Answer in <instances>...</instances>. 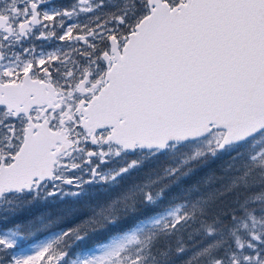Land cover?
<instances>
[{"label":"snow or ice","instance_id":"1","mask_svg":"<svg viewBox=\"0 0 264 264\" xmlns=\"http://www.w3.org/2000/svg\"><path fill=\"white\" fill-rule=\"evenodd\" d=\"M178 262L264 264V0H0V264Z\"/></svg>","mask_w":264,"mask_h":264},{"label":"flooded vegetation","instance_id":"2","mask_svg":"<svg viewBox=\"0 0 264 264\" xmlns=\"http://www.w3.org/2000/svg\"><path fill=\"white\" fill-rule=\"evenodd\" d=\"M71 2V0H56V3H58V4H65V5H67L68 3H70ZM27 43V42H26ZM37 43V45H39V44H41V43H46V42H41V41H37L36 42ZM26 46V45H25ZM47 46V45H46Z\"/></svg>","mask_w":264,"mask_h":264},{"label":"rangeland","instance_id":"3","mask_svg":"<svg viewBox=\"0 0 264 264\" xmlns=\"http://www.w3.org/2000/svg\"><path fill=\"white\" fill-rule=\"evenodd\" d=\"M23 218L26 219V218H27V214H25V215L19 217V219H23Z\"/></svg>","mask_w":264,"mask_h":264},{"label":"trees","instance_id":"4","mask_svg":"<svg viewBox=\"0 0 264 264\" xmlns=\"http://www.w3.org/2000/svg\"><path fill=\"white\" fill-rule=\"evenodd\" d=\"M213 167H216V165H213ZM24 219V218H23ZM186 258V257H185ZM178 264H179V262H178Z\"/></svg>","mask_w":264,"mask_h":264}]
</instances>
